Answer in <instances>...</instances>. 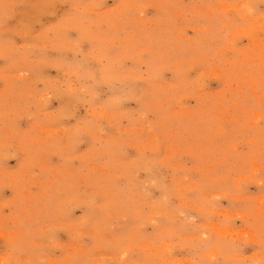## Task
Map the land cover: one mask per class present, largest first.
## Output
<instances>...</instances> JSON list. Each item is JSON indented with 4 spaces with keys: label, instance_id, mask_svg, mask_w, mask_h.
Masks as SVG:
<instances>
[{
    "label": "rangeland",
    "instance_id": "rangeland-1",
    "mask_svg": "<svg viewBox=\"0 0 264 264\" xmlns=\"http://www.w3.org/2000/svg\"><path fill=\"white\" fill-rule=\"evenodd\" d=\"M0 264H264V0H0Z\"/></svg>",
    "mask_w": 264,
    "mask_h": 264
}]
</instances>
